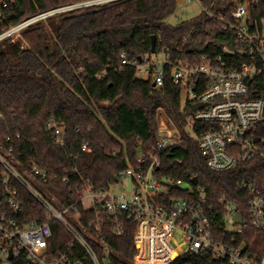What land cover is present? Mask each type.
Returning a JSON list of instances; mask_svg holds the SVG:
<instances>
[{
  "label": "built area",
  "instance_id": "1",
  "mask_svg": "<svg viewBox=\"0 0 264 264\" xmlns=\"http://www.w3.org/2000/svg\"><path fill=\"white\" fill-rule=\"evenodd\" d=\"M115 1L80 0L11 23L17 2L0 0V45L23 40L26 29L51 17ZM175 1L197 2L208 19L218 22L223 41L191 59L160 51L131 62L122 54L121 62L132 65L137 77L154 87L166 81L179 87L182 106L189 109L183 130L157 107V137L151 151L138 147L135 164L116 174L113 184L97 190L88 184L83 195L70 203L46 194L45 169L34 164L21 170L12 146L0 144V264H113L114 250L105 239V229L118 237L128 224L135 228L132 264H169L185 254L206 255L215 264H264V194L253 184L240 182L251 196L243 217L224 200L215 206L203 189L160 171L162 154L183 138L197 144L213 171L264 159V18L258 0L219 4L211 0L208 5L202 0ZM1 104L0 99V117ZM44 128L57 146L64 147V125L49 118ZM81 150L89 148L83 144ZM15 183L29 195H19ZM27 198L39 207V217H24ZM235 214L241 215L240 222Z\"/></svg>",
  "mask_w": 264,
  "mask_h": 264
},
{
  "label": "trees",
  "instance_id": "2",
  "mask_svg": "<svg viewBox=\"0 0 264 264\" xmlns=\"http://www.w3.org/2000/svg\"><path fill=\"white\" fill-rule=\"evenodd\" d=\"M77 1L16 0L22 13L13 6L10 21L16 23L39 11ZM176 8L175 0H118L79 8L29 27L23 33V43L0 45V144L12 146L21 170L35 164L47 171V195L70 203L83 195L88 184L92 190L113 184L116 174L135 164L138 147L149 153L154 146L157 107L164 108L183 130L189 109L182 106L179 87L169 81L154 87L137 77L132 65L121 62L122 54L129 62L150 57L152 37L154 53L164 51L183 59L197 57L211 44L223 41L218 22L202 11L195 18L168 24L166 19ZM258 9L264 18V0H258ZM49 118L65 126L64 147L57 146L46 133ZM194 130L200 134L201 125H195ZM83 144L88 151L81 150ZM160 171L203 189L215 206L224 200L243 217L251 196L240 182H250L264 194V159L213 171L197 144L186 138L162 154ZM15 185L19 195H29L21 185ZM24 211L26 219L40 215L31 198L25 199ZM134 230L133 224H128L124 235L117 237L105 229V239L114 250L113 264H132ZM185 263L215 264L209 256L191 254L177 256L169 264Z\"/></svg>",
  "mask_w": 264,
  "mask_h": 264
},
{
  "label": "rangeland",
  "instance_id": "3",
  "mask_svg": "<svg viewBox=\"0 0 264 264\" xmlns=\"http://www.w3.org/2000/svg\"><path fill=\"white\" fill-rule=\"evenodd\" d=\"M199 14H201V6L195 2L192 1L189 4H184L182 2H177V8L176 11L173 15L168 17L166 19V22L170 25H175L178 22L184 21V20H189L192 18L197 17ZM23 43V40H20ZM153 58L160 59L159 55H153ZM154 123H155V128L157 126V121H156V111L154 114ZM125 191H129V185H125ZM179 247L183 248V245L180 244Z\"/></svg>",
  "mask_w": 264,
  "mask_h": 264
},
{
  "label": "water",
  "instance_id": "4",
  "mask_svg": "<svg viewBox=\"0 0 264 264\" xmlns=\"http://www.w3.org/2000/svg\"><path fill=\"white\" fill-rule=\"evenodd\" d=\"M17 6L19 7L21 13H22V9L20 8V6L17 4ZM154 37H152V45H151V53H154L155 49H154ZM154 86V84H152ZM198 106V105H197ZM197 106H195L194 108H196ZM114 180H117V177L115 176L114 177ZM235 221L237 222H240L241 220V215L240 214H235V217H234Z\"/></svg>",
  "mask_w": 264,
  "mask_h": 264
}]
</instances>
